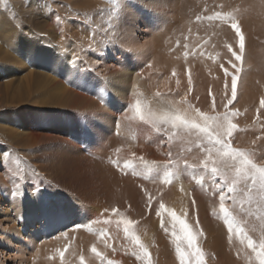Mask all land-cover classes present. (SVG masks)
<instances>
[{
	"label": "rangeland",
	"instance_id": "obj_1",
	"mask_svg": "<svg viewBox=\"0 0 264 264\" xmlns=\"http://www.w3.org/2000/svg\"><path fill=\"white\" fill-rule=\"evenodd\" d=\"M185 6L190 7L189 13L182 11ZM0 12L6 17L3 24L33 38L40 48L55 50L60 72L51 67L49 73L56 81L64 80L71 95H66L71 107L67 112L38 109L25 113L31 108H19L33 125L39 124V136L44 135L41 142H16L0 132V264H54L56 259L60 264H79L82 252H73L74 244L76 250L85 249L86 264H99L90 251L93 244L117 264H142L132 255L134 245L125 237L123 225L116 224L122 218L135 222L132 230L147 247L152 264H179L171 218L165 212V227H161V218L156 215L161 202L178 216L187 211L183 218L190 227L198 221L203 236H198L197 244L205 253V264H258L247 240H240L246 236L258 246L264 239V219L260 218L264 213L257 203L245 202L241 209L240 201L246 200L243 182L237 193L226 198V206L244 232H233L229 239L219 214L223 176L231 178L234 169L221 166L220 173L213 175L210 162L204 167L208 157L197 147L196 135L178 130L169 141L170 124L142 121L132 105L140 100L158 117L183 114L190 111L189 105L209 115L237 111L232 118L238 126L232 144L253 153L254 162L264 166V108L260 107L264 99V0H0ZM217 12L235 21L242 31L245 48L241 61H235L228 50L231 46L240 54L230 22L207 19ZM211 26L227 29V44L206 29ZM126 28L125 34L141 45L150 41L139 58L122 45ZM5 44L0 42V55ZM12 45L10 54L27 48L22 42ZM185 52L193 59L198 52L215 57L217 65L213 67L221 70L220 82L201 66H194L192 72L184 64L174 70L154 67L168 53ZM218 53L226 55L220 58ZM233 63L241 71L236 100L226 109L235 74ZM223 68L228 70L227 76ZM125 77L130 82L119 97L111 88L115 79ZM0 86V112H7L12 108L3 96L13 85L7 89ZM44 127L50 128L49 132ZM45 134L56 139L45 143ZM57 156H78L79 170L56 167L61 159ZM126 163L132 167L124 169ZM169 172L171 183H162ZM142 189L153 196L151 211ZM231 195L236 196L235 204ZM61 196L74 200L82 217L55 227L50 223L55 210L49 208L51 211L42 214V208ZM113 208L119 215L112 213ZM29 219L32 221L27 224ZM105 219L112 222L104 224ZM9 230H20L21 238L6 245ZM175 230L178 232V225ZM101 231L112 248H105ZM58 244L64 251L63 263L61 251L53 250Z\"/></svg>",
	"mask_w": 264,
	"mask_h": 264
},
{
	"label": "snow or ice",
	"instance_id": "obj_2",
	"mask_svg": "<svg viewBox=\"0 0 264 264\" xmlns=\"http://www.w3.org/2000/svg\"><path fill=\"white\" fill-rule=\"evenodd\" d=\"M207 19L220 21L227 20L230 22V26L234 30L235 36L239 41L240 54L233 51L231 46H229L228 50L232 52L235 61H241L242 53L245 48V38L239 25L219 12L214 16H208ZM201 54L203 55L204 53L202 52ZM187 55L188 53L185 52V56ZM210 58L213 60L215 59V57ZM233 67H235V74H232L231 98L228 99L227 104H225L226 109L228 105H231L233 101L236 100L237 96V81L241 69L237 67L235 63H233ZM223 71L225 72V76L229 74L226 68H223ZM173 75H175V73H173ZM188 84L189 91H191L192 81L190 78ZM156 96L159 97L160 93L157 92ZM260 107L264 108V99H261ZM189 109L190 111L184 112L183 114H181V112H173L158 117L147 104H142L140 100H137L135 104L132 105L134 114L139 117L140 120L149 123L160 121L165 125L170 124L171 135L168 136L169 141H171L172 137L178 134V130H183V133L189 136L196 135L198 141L197 147H200L206 152L208 157V159L204 161V167L208 168L210 162L213 175L220 173L221 166L234 169V175L231 178L227 175L223 176V187H221L219 191V214L227 225L229 239H231V234L233 232L240 235L244 232V229L240 226L236 217L226 206V198H228L229 194L237 193L238 185L243 182L245 186L241 190L243 191L246 200L240 201L241 209H243L245 202L249 205L257 203L260 206L261 212L264 213V166H258L254 162L253 153L248 150L237 149L232 144L231 138L238 127L237 124L233 122L232 118L238 115L237 111H225L222 114L217 113L216 115H209L191 105H189ZM213 111H215V103H213ZM160 130V128H157L158 132ZM117 166L119 167V165ZM123 167L124 169H127L132 167V165L126 163ZM171 176L172 174L169 172L164 176L161 182L164 184H170ZM248 181L251 182V186H248ZM197 183H200V181L198 180ZM224 188H226V191ZM142 191H144L147 198L148 210L151 211L153 196L147 191V189H142ZM13 195H15V193H13ZM231 200L233 204H235L236 196L231 195ZM193 203H195L194 200ZM111 211L113 214L119 215L118 209L113 208ZM165 212H167L168 217L171 218L172 227L174 229L172 231V236L174 237L175 252L179 264H205V253L197 244L198 236H203V232L199 231L198 221L194 226L190 227L189 223L183 218L184 216H187V211L184 212L183 216H178L176 211L166 209L165 204L161 202L156 209L157 217L161 218V227H165L163 219ZM213 215H216L215 210H213ZM260 218L264 219V215ZM111 222L112 221L109 219L103 221L104 224H110ZM116 224L117 226L123 225L125 237L131 241L132 245H134L132 255L137 260L142 261V264H152L147 247L141 242L140 237L132 230L135 222L130 219L122 218L117 220ZM177 225L179 226L178 232L175 230ZM89 230L91 231V229ZM165 231H167L166 228ZM99 235L104 239L105 248H112V245L106 238V233L101 231ZM245 239L247 240L248 248L255 253L258 264H264V239L260 240L258 246L252 239H249L246 236H242L240 242L244 243ZM90 251L99 261V264H117L114 260L106 259L105 254L98 251L95 244L92 245ZM113 251H115V249H113ZM59 255L63 262L64 251H61ZM79 264H86L83 255H80L79 257Z\"/></svg>",
	"mask_w": 264,
	"mask_h": 264
},
{
	"label": "bare ground",
	"instance_id": "obj_3",
	"mask_svg": "<svg viewBox=\"0 0 264 264\" xmlns=\"http://www.w3.org/2000/svg\"><path fill=\"white\" fill-rule=\"evenodd\" d=\"M182 11L185 13H189L191 9L189 6H185L184 10ZM139 14L140 13H138L137 17L140 18ZM5 18L6 17L0 12V42L6 43L4 45L2 54L0 55V62H1L0 85L3 84V86L6 87V89L9 88L11 84L13 85V89L11 91L5 93L4 96L2 95L8 108H12L13 110L10 109L7 112H0V132L6 138L14 139L16 142H20V141L33 142V144H36L41 140L40 138L43 135L42 134L41 136H39L38 133L39 128L37 127L39 124L33 125L31 119H29L28 117H26L25 115L19 112V108L22 106H27L28 108H31L27 111L25 110V113L35 112L38 109H42V110L50 109L53 110L54 112H60L61 110H63L67 112L70 106L68 104L69 102L67 101L68 99H66V95L69 94H67L66 92L67 90L64 87L66 86L64 80L56 81L55 76H53L51 72L49 73V68L51 67L53 68L55 73L60 72L61 63L56 61V55L53 54L55 53V50L52 48H40V44L37 41H35L33 38L29 36H24L22 32H19L18 30H12L11 27L3 24V20ZM206 29H209V31L212 30L216 32L221 39L225 40L227 44L226 28L211 26V27H207ZM126 32H127V28L123 30L122 45H124L131 54L139 58L140 55L143 53V49L145 48V46L150 44V41L147 43H143V45H141L140 43H138L140 41L134 40L133 38L127 36L125 34ZM20 42L25 43L27 48L17 54H15L14 51H12V54H10L8 52L10 50L9 46L13 44L12 46L17 47V45ZM218 55H220V58H223L226 55V53H218ZM197 56L198 57L196 59H193L192 57H190V55L185 56L177 53L175 55H170L168 53L165 59L157 60L154 64V67L165 66L174 70L177 69L180 64H184L185 67L192 72L194 66H201L204 71L205 70L209 71L208 74L212 79L213 76L216 75L217 82H220L221 76L219 75V73L221 72V70L217 66L213 67L214 65L217 64L214 62L213 59L210 58L212 56L209 57L208 55L204 56L200 52H198ZM129 82L130 80L128 77H125L123 79L122 78L115 79L111 89L115 91L114 94L119 95L120 93L123 92V89H125V87L129 85ZM258 87L261 89L260 86ZM62 91L66 93L64 94ZM71 93H73V90L70 91V94ZM70 96L71 95L67 97ZM14 108L17 109L14 110ZM34 116L36 115L34 114ZM44 129H47L49 132L50 128L44 127ZM45 135H47L43 140V142L45 143L47 142V140L49 141V139H51L50 140L51 142H53L56 139V136H54L55 137L54 138L49 136V134H45ZM57 157L61 159L60 160L58 159L55 165H58L56 167L61 168V170L66 169L67 167H71L75 169L72 172H76L77 170H79V166L76 167V164L80 162L78 156L76 158L74 157L75 159H72L73 158L72 156H71L72 158L70 159H67V156L65 158L64 156L62 157L57 156ZM53 200L54 203L52 204L47 203L45 207L42 208V214L47 213L49 210L51 211V209H54L55 216L54 219L51 218L52 221L50 223L55 224V227H59V225L61 224L66 225L72 219H80L82 217L80 213L81 210L78 204L74 202V200H70V201L65 200L64 197L62 196L55 197ZM31 221L32 220L29 219V222L27 221V224L30 223ZM20 235H21L20 230L10 231L8 237L6 238L7 242H5V244L9 245L10 243H13L20 237ZM60 249H62V246L61 244H58L53 250L61 251ZM76 249H77V244H74L72 251L82 252V255H84L83 251L85 249H83V251ZM23 250L24 249H22L20 252H22ZM60 263L61 262H59L57 259L56 261H54V264H60ZM71 264H76V263L72 262Z\"/></svg>",
	"mask_w": 264,
	"mask_h": 264
}]
</instances>
